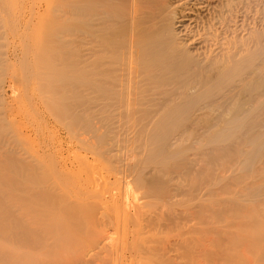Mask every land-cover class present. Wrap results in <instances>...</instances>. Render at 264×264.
Wrapping results in <instances>:
<instances>
[{"label":"bare ground","instance_id":"1","mask_svg":"<svg viewBox=\"0 0 264 264\" xmlns=\"http://www.w3.org/2000/svg\"><path fill=\"white\" fill-rule=\"evenodd\" d=\"M42 1L8 21L37 87L18 79L23 116L76 146L11 154L1 264H264V20L236 0Z\"/></svg>","mask_w":264,"mask_h":264},{"label":"rangeland","instance_id":"2","mask_svg":"<svg viewBox=\"0 0 264 264\" xmlns=\"http://www.w3.org/2000/svg\"><path fill=\"white\" fill-rule=\"evenodd\" d=\"M244 1L246 3L247 2L248 3L250 2V3L249 4H245ZM244 1L243 0H238V1L236 0L235 1V2L238 3V4L235 3L236 5H238V6H236L238 8L237 11H238V13L240 12L238 15H240V14L247 15L249 18H251V23H252L251 25L253 26V24H254L253 28L257 27V29H260L261 27H260V24H258L259 23L258 21L260 20V18L262 19V21L264 20V13H263L264 12V0H259V1L258 0H256V1L255 0H253V1L252 0H244ZM240 2H242L241 6H240ZM65 3H69V1H66ZM0 4H2V7H4V9L2 7H0V9H3V11H0V20H1V22H0V33L2 32L1 33L2 36L0 37V39H1L0 40V218H1V220L4 221L6 219L7 211L10 209V207H9V205H10V191H9V188H8V184H9V181L11 180V167H10L11 154L19 151L20 155L17 153V159H18V161L20 163H22V160L26 158V155L23 154L24 153V150H22L23 146H24V149L27 148L30 145H32V146H41V144H43V142L44 141L46 142L47 140H50V141H48V143L50 145L51 144L55 145V142L56 143L57 142H62L63 146H73V145H75V143L74 142H68L67 139H66V136L64 135V133L62 131H60V132L58 131V128H57L58 126H56V128H55L56 130H55L53 128V125L51 124V120L47 119L48 121H50V122H47V120L45 118V121H43L45 123L43 125L42 124L43 122L41 121L42 118L38 117L39 115L38 116L35 115L36 117L32 116L33 120L30 119L31 118L30 114L32 115V112H31L32 109L30 110V107H29L30 103L25 102V99H26L27 96L24 97L23 93L25 94V93H27L30 90L29 92L31 94L34 92L35 95H36V88L37 87H35L36 85L34 83H32L31 85L35 87L34 88V87L31 86V88L35 89V91H33V90H31L29 88V86H30V85L28 86L29 83L27 85L26 84L24 85V81L22 80L23 81L22 82L21 81L22 78H20V76L22 77L21 72H20L21 70L17 71L19 69V68H17L18 67V65H17L18 61L17 60L19 59V57H21L20 52L26 47V45L23 44V45L20 46V43L22 44L23 41L22 42L19 41L20 39H17V37L13 38L12 34H14V29H13V27L11 25H13L16 28V32H17V26H18L17 24H19V23L20 24L28 23V20L30 19V16H32L31 19H35L36 18L35 14L42 12V9L44 8L43 1L42 0H1ZM242 4H244L243 5L244 7H242ZM250 4H251V6H249V9H248L249 11H247L248 5H250ZM243 8H245L246 10L245 9L243 10ZM246 11L248 13H250L252 16H250V14H248ZM33 15H34V17H33ZM254 17H256V18H254ZM2 18H3V21H2ZM11 18H13V20ZM19 18H20L21 22H20V20H18ZM252 18L253 19H257L258 21L255 20V22H253ZM9 19H11V20H9ZM16 19L18 21H15ZM8 21H11V25H10V22L8 23ZM262 21H260V23ZM2 22L5 23V26H4V24H2ZM6 25H8V26H6ZM262 25H264V21H263ZM4 27H6V28H4ZM9 29H11V30H9ZM6 31H9V32H7L8 35H7ZM10 31H12V32H10ZM4 32H5V34H3ZM3 35H5V36H3ZM2 37H3V39H2ZM21 47H23V48H21ZM14 48H16V49H14ZM24 50H26V49H24ZM14 53L17 54V55H15ZM16 57H18V58H16ZM5 60L9 64H7V62H5ZM14 61L17 62L16 65H15ZM10 64H13L15 66L10 65ZM11 66H12V68H11ZM14 68H17V70L15 69V71H17V74H18V72H20L18 74L19 75L18 77H17V74L14 71ZM5 70H7V71H5ZM13 73H15V74H13ZM12 75H14V76L16 75V77L13 76L14 78H17L16 83H15V79L12 77ZM11 78H13L12 80L14 82L11 80ZM18 79H19L20 83L22 82V85L24 87V89L22 90L23 93L21 92L22 87L18 86V85H21L18 82ZM11 85H13V86H11ZM14 86H15V88L17 90L14 89ZM25 86H26L27 89L25 88ZM18 88H19V90H18ZM24 90H25V92H24ZM31 91H33V92H31ZM15 92H17L18 95H19V93H21L20 96H17L18 98L20 97L19 100H21L22 95L24 97V100L22 99V102L20 101L21 102V106H20V104L16 103L17 100L15 98H17V97L15 95H17V94ZM29 92L27 93L28 96H29ZM24 102H25V106L22 105V104H24ZM26 108L28 109V111L24 112L23 110H25ZM15 109H17V110L19 109L18 110L19 112L17 110H15ZM20 110L22 112H24V113H21ZM15 111H17V112H15ZM29 111H30V114H29ZM38 111H39V114L41 116L43 110L39 108ZM38 111H37V114H38ZM20 113L22 114V116H21ZM23 114L28 115L30 118L28 116H26V115H24L25 116L24 117ZM33 115H34V113H33ZM21 117H24V119L28 118V120L26 121V120L22 119ZM35 118L38 119V120L35 121L36 120ZM29 120H31V121H29ZM19 121H21V122H19ZM32 121L35 122V123L32 124L33 123ZM16 123H18V124H16ZM36 124L38 125L37 127H39V126L40 127L37 128ZM42 126H43V128L47 127L46 129L44 128L45 131H42L43 130ZM28 127L30 129H32V131L36 130L38 132V130H40V132L39 133H35V131H34V133H35L34 134V133H32V131L30 129L28 130ZM54 127H55V125H54ZM17 128H18V130H17ZM19 128H21V130H19ZM46 130H47L48 133H50V135L46 132ZM16 131H17V133H16ZM23 132H25V133L23 134ZM27 133H31V134H28L29 137L30 136L31 137L35 136V137H33V138L30 137L31 140L29 141V139H26V138H29L27 136ZM42 133H43V135H42ZM36 134H39V137H41V138L40 139H39V137L37 138L38 135H36ZM52 134L57 139H55L52 136ZM19 135L21 136V138L19 137ZM23 135L25 137H22ZM49 136H50V138H49ZM22 138L24 140L26 139V141H24ZM35 138H37V140L39 142L36 141ZM51 138L53 140H51ZM58 138L61 139V140H59ZM21 140H23V141H21ZM51 141H53V142L55 141L54 144L51 143ZM38 143H40V144L38 145ZM77 146H80V145H77ZM20 149H21V151H20ZM4 238H5V234L3 232V234L0 237V245L3 246V247H5L4 244L7 243L6 240H4ZM1 263H5V260H4V258L1 259V255H0V264Z\"/></svg>","mask_w":264,"mask_h":264}]
</instances>
